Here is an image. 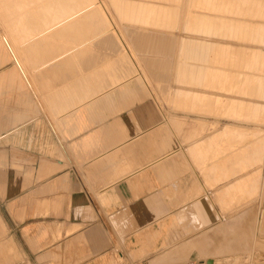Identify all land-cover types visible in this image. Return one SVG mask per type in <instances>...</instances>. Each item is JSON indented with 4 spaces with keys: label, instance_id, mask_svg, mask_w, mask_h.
<instances>
[{
    "label": "crops",
    "instance_id": "0c3cea01",
    "mask_svg": "<svg viewBox=\"0 0 264 264\" xmlns=\"http://www.w3.org/2000/svg\"><path fill=\"white\" fill-rule=\"evenodd\" d=\"M37 1L0 0V264H191L223 249L217 207L255 193L264 141L233 124V100L223 114L196 90L218 80L217 42L135 3L94 38L85 14L56 24L66 14ZM178 25L180 38L152 34Z\"/></svg>",
    "mask_w": 264,
    "mask_h": 264
},
{
    "label": "rangeland",
    "instance_id": "374dc122",
    "mask_svg": "<svg viewBox=\"0 0 264 264\" xmlns=\"http://www.w3.org/2000/svg\"><path fill=\"white\" fill-rule=\"evenodd\" d=\"M36 3L37 9L44 7L49 8L52 13L56 10L59 14H66V16L59 15L61 17L57 18L56 24L68 21L69 24L80 23L78 25L80 27L83 25L81 16L85 14L86 20L91 17L90 15L97 13V21L86 23L96 31L90 33L94 38L110 27L104 13L110 17L112 25L118 27L119 22L116 18L118 13L123 14L120 12L135 3L145 4V9L153 11L148 14L164 13L173 17L176 20L175 24H183L186 29L184 35L187 37L217 42V58L212 61V68H217L218 80L212 82V87L196 90L211 96L217 95V105L223 114L226 97L229 102L233 100L235 121L233 124L249 128L244 131L250 133V141L257 136L260 138V143L261 139L264 141V0H40ZM126 3L128 7L124 9L121 4ZM31 8H35V2L29 9ZM126 22L128 23V20ZM180 28L178 25L168 32L157 30L161 32L153 31L152 34H157L158 38L176 39L183 36ZM119 34L123 40L126 39L124 34ZM170 45L173 55L169 56V62L171 61L170 65L173 67L176 44L171 42ZM14 52L17 56L18 49H14ZM132 57L134 58L133 53ZM158 58H161L160 54L155 55V59ZM169 77V85L175 87L172 83L171 68ZM207 116L209 117L208 114ZM242 121L245 122L241 123ZM236 131L237 129H234L233 133ZM229 143L232 145L231 141ZM233 144L236 147V144L241 142L233 141ZM225 161L221 164L219 158V168L224 169V164L229 163ZM253 176L256 180L255 193L251 196H240L233 191V206L217 207L216 213L219 218L212 220V225H217L219 231L216 234L217 238L227 237L228 243L223 240V243L225 242L223 249L212 252L208 257L201 256L202 261L191 264H205L204 260L207 258L214 259L217 264H264V232L260 230V222L264 214V157ZM200 204L214 211L207 198H203ZM196 217V220L193 219L201 222L202 215L198 214ZM236 217L239 218L237 221ZM193 226H196V223L191 227ZM219 241L221 240H217ZM219 245L221 242L218 243ZM188 262L190 261L185 264H189Z\"/></svg>",
    "mask_w": 264,
    "mask_h": 264
},
{
    "label": "bare ground",
    "instance_id": "6f19581e",
    "mask_svg": "<svg viewBox=\"0 0 264 264\" xmlns=\"http://www.w3.org/2000/svg\"><path fill=\"white\" fill-rule=\"evenodd\" d=\"M243 1V0H242ZM99 2V1H98ZM4 4V3H3ZM87 4V3H86ZM7 5V4H6ZM82 5V4H81ZM80 5V6H81ZM84 5V4H83ZM93 5V4H92ZM82 7V6H81ZM89 7V6H88ZM9 8V7H8ZM86 8V7H85ZM231 8V7H230ZM246 8V7H245ZM1 10V9H0ZM233 10V9H232ZM241 10V9H240ZM2 11V10H1ZM247 11V10H246ZM242 12V11H241ZM80 14V13H79ZM82 14V13H81ZM91 17H88V19H86V22L87 23H90V22H94L95 20L97 21L98 20V16H97V13L96 15H90ZM166 16V15H165ZM223 21V20H222ZM226 23V21H225ZM262 23V22H261ZM5 24V23H4ZM60 24V23H59ZM80 25V23H76L74 26L76 28V26ZM87 25H90V24H87ZM7 26V25H6ZM10 26V25H9ZM259 29V28H258ZM260 30V29H259ZM182 34V33H181ZM209 35V34H208ZM210 37V36H209ZM24 38V37H23ZM22 38V39H23ZM257 38V37H256ZM24 40V39H23ZM33 40V39H32ZM30 41V40H29ZM252 41V40H251ZM34 42V41H33ZM7 50V49H6ZM24 51V50H23ZM44 51V50H43ZM11 52V51H10ZM9 54V51L7 52ZM32 55V54H31ZM11 58V57H10ZM33 66V65H32ZM36 66V65H35ZM34 67V66H33ZM208 263H211V262H208Z\"/></svg>",
    "mask_w": 264,
    "mask_h": 264
}]
</instances>
